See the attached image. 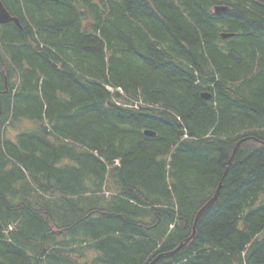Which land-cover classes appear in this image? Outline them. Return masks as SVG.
I'll return each mask as SVG.
<instances>
[{"label":"trees","instance_id":"obj_1","mask_svg":"<svg viewBox=\"0 0 264 264\" xmlns=\"http://www.w3.org/2000/svg\"><path fill=\"white\" fill-rule=\"evenodd\" d=\"M0 1V264H264V0Z\"/></svg>","mask_w":264,"mask_h":264},{"label":"water","instance_id":"obj_2","mask_svg":"<svg viewBox=\"0 0 264 264\" xmlns=\"http://www.w3.org/2000/svg\"><path fill=\"white\" fill-rule=\"evenodd\" d=\"M227 10H229V7H227V6L218 5V6L215 7V11L218 12V13H220V12H224V11H227ZM10 21H13V22L17 23L18 25H20L19 19L16 18V17H13V16L9 13V11L5 8V6L3 5L2 1H0V23H1V24H4V23L10 22ZM230 36H232V34H223V37H230ZM202 96H203L204 98H206V99H210V98L212 97V94H211L210 92H207V91H206V92H203ZM145 133H146L147 135H151V136L155 134L154 132H152V131H150V130H146ZM240 143H241V142H239V143L237 144V146L235 147L234 152H233V155L231 156V159H230L229 162L232 161V159H233V157H234V153H235L237 147L240 145ZM220 189H221V183H219V185H218V187H217V189H216L215 194L213 195V197H212V198H211L206 204H204V206H202V207L200 208V210H199L198 213H197L196 221H195V222H197V220L199 219V217H200V216H201V215H202V214H203L208 208H210V207L214 204V202L216 201V199H217L218 196H219Z\"/></svg>","mask_w":264,"mask_h":264}]
</instances>
